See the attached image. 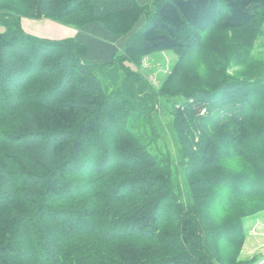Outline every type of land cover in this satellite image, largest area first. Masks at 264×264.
I'll use <instances>...</instances> for the list:
<instances>
[{"label": "trees", "instance_id": "16d2710c", "mask_svg": "<svg viewBox=\"0 0 264 264\" xmlns=\"http://www.w3.org/2000/svg\"><path fill=\"white\" fill-rule=\"evenodd\" d=\"M152 3L0 0V264L259 263L238 255L264 212V71L226 72L264 63V0ZM22 17L114 36L145 22L94 65ZM163 50L177 60L154 88L136 68Z\"/></svg>", "mask_w": 264, "mask_h": 264}, {"label": "rangeland", "instance_id": "374dc122", "mask_svg": "<svg viewBox=\"0 0 264 264\" xmlns=\"http://www.w3.org/2000/svg\"><path fill=\"white\" fill-rule=\"evenodd\" d=\"M136 1L140 5L148 6L150 10L154 9L152 3L153 0ZM144 22L145 18L142 17L128 34L114 36L111 35L99 22L90 23L81 28H75L47 18L39 20L24 17L20 18L22 31L32 37L47 40L76 39L82 42L86 46L84 62L94 65L109 63L114 55L119 54L122 51L128 38L140 29ZM2 31L3 28L0 27V32ZM176 60L177 56L172 50L153 52L143 58L142 64L140 67L136 68V71L145 77L154 88H158L173 68ZM197 66L195 72L197 75L200 73L204 81H209L208 79L213 78V76L204 77L203 75L207 72L201 66ZM228 69L226 73L229 76L238 78L258 70L264 71V63H260L257 67H232ZM195 83L196 82H194V84ZM165 100L162 99L159 101L155 107V113L153 114V123L155 125L154 132L166 142V145L173 149L171 143H174V134L169 125L170 106ZM144 130L145 128L140 127V132H148L147 138H149V132L151 131L145 132ZM243 225L247 237L238 255L239 260L248 261L253 257H258V264H264V212H260L244 219Z\"/></svg>", "mask_w": 264, "mask_h": 264}]
</instances>
